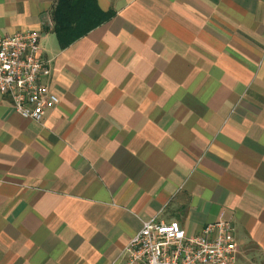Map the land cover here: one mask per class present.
Instances as JSON below:
<instances>
[{"label": "crops", "instance_id": "1", "mask_svg": "<svg viewBox=\"0 0 264 264\" xmlns=\"http://www.w3.org/2000/svg\"><path fill=\"white\" fill-rule=\"evenodd\" d=\"M58 3L0 0L60 99L36 121L0 98V264H117L152 218L230 221L264 264V0H85L62 35Z\"/></svg>", "mask_w": 264, "mask_h": 264}, {"label": "built area", "instance_id": "2", "mask_svg": "<svg viewBox=\"0 0 264 264\" xmlns=\"http://www.w3.org/2000/svg\"><path fill=\"white\" fill-rule=\"evenodd\" d=\"M51 73L37 31L0 35V98L9 97L22 116L41 121L60 102L45 84ZM237 252L230 221L220 219L190 235L177 221L152 218L126 244L117 264H236Z\"/></svg>", "mask_w": 264, "mask_h": 264}, {"label": "trees", "instance_id": "3", "mask_svg": "<svg viewBox=\"0 0 264 264\" xmlns=\"http://www.w3.org/2000/svg\"><path fill=\"white\" fill-rule=\"evenodd\" d=\"M85 0H59L55 10L56 31L59 35L64 34V31L72 30L74 19L84 18ZM91 27L83 29V32L90 30Z\"/></svg>", "mask_w": 264, "mask_h": 264}]
</instances>
